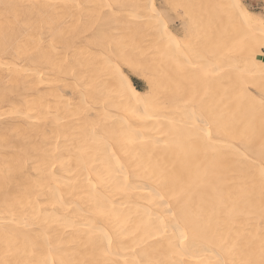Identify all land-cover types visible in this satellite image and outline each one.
Here are the masks:
<instances>
[{
  "label": "bare ground",
  "instance_id": "6f19581e",
  "mask_svg": "<svg viewBox=\"0 0 264 264\" xmlns=\"http://www.w3.org/2000/svg\"><path fill=\"white\" fill-rule=\"evenodd\" d=\"M263 47L242 0H0V264H264Z\"/></svg>",
  "mask_w": 264,
  "mask_h": 264
},
{
  "label": "rangeland",
  "instance_id": "374dc122",
  "mask_svg": "<svg viewBox=\"0 0 264 264\" xmlns=\"http://www.w3.org/2000/svg\"><path fill=\"white\" fill-rule=\"evenodd\" d=\"M242 2L246 5L250 12L259 14L260 16L264 17V0H242ZM173 26V31L176 32L178 36H181V31L178 22H174ZM131 79L136 88L140 90L145 89V83L142 80H139L135 77H131Z\"/></svg>",
  "mask_w": 264,
  "mask_h": 264
}]
</instances>
